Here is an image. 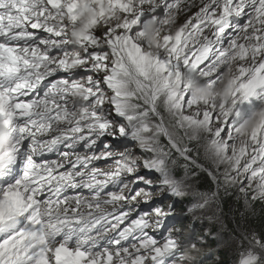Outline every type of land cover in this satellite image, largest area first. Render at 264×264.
Listing matches in <instances>:
<instances>
[{"label": "snow or ice", "instance_id": "obj_1", "mask_svg": "<svg viewBox=\"0 0 264 264\" xmlns=\"http://www.w3.org/2000/svg\"><path fill=\"white\" fill-rule=\"evenodd\" d=\"M188 196L264 212V0H0V264H185Z\"/></svg>", "mask_w": 264, "mask_h": 264}, {"label": "rangeland", "instance_id": "obj_2", "mask_svg": "<svg viewBox=\"0 0 264 264\" xmlns=\"http://www.w3.org/2000/svg\"><path fill=\"white\" fill-rule=\"evenodd\" d=\"M193 11L191 10L192 14ZM181 14L178 16L176 24L172 25L171 27L176 28L180 24L184 22V15ZM201 161L202 163H206L203 160V149L201 148ZM195 155V153H193ZM175 158V154H174ZM183 161H178L179 163H182ZM100 167H106V165H98ZM177 169L179 170V176L183 175V169L179 168L177 166ZM210 186V181L206 182L202 187ZM233 195L231 198L236 200V196L240 195L237 193L234 189L232 190ZM186 198H190V202L186 203V207L180 203L184 207V212H180L179 210L175 209L177 212L181 213V215L184 217V219L175 225L176 228L182 229L183 231L191 224L194 225V228L196 230V234L198 237L202 238L203 243L198 244V247L203 246L205 249V254L203 257H201L202 264H218V262H223V264H239V261L241 259V254L244 252L245 247L247 246V241L244 242V246H241L240 241L236 240L235 237L239 236L240 232L246 234L251 233L258 235V229L256 227L255 223H252L250 221V215L248 216L247 220H241L243 221V225L246 228V233L242 231L239 227V225L236 223V220L225 218L223 223L213 220H193L192 215L188 213V206L192 202V197L188 196L183 199V201L186 200ZM227 199V198H226ZM243 201V197L241 199ZM234 206V202H231ZM260 203H257L259 205ZM139 207H145V206H139ZM225 212H227L228 209H224ZM196 216L203 217L205 215H208V213H201L197 212L195 213ZM239 216H237V219ZM192 222V223H191ZM210 229V230H209ZM240 231V232H239ZM262 232V231H261ZM219 234V236H222L224 238L223 242H218L216 234ZM263 233V232H262ZM260 235V234H259ZM211 238V239H209ZM209 241H212L211 245H209ZM232 250V251H231ZM191 252V253H190ZM233 253V254H232ZM200 253L197 251V248L195 250H192L189 248L186 253V257L189 259H186L185 264H195V258H199Z\"/></svg>", "mask_w": 264, "mask_h": 264}, {"label": "trees", "instance_id": "obj_3", "mask_svg": "<svg viewBox=\"0 0 264 264\" xmlns=\"http://www.w3.org/2000/svg\"><path fill=\"white\" fill-rule=\"evenodd\" d=\"M175 174L179 178V170L177 168L175 170ZM187 202H190V198H186L185 201H182V204L186 207V203ZM231 202H234V204L236 205V207L237 208H240L242 210V208H243V201L242 200L237 201V200H235V199H233L231 197L225 199L224 209H228V206H229V204H231ZM255 207L257 209L256 212L249 214L251 216L250 217V221H252V223H255L256 224V227L259 230L258 231V235L260 234L261 236H264V212H261L260 211V208H261V205L260 204L259 205L256 204ZM176 209L179 210L180 212H184V207L181 204H178L176 206ZM235 220H236V223L239 225L240 229L246 233V228L243 225V221H241L242 219H240V218L237 219V217H236ZM191 227L194 228V225L191 224ZM219 234L220 233L216 234V236L219 235ZM209 239H211V238H209Z\"/></svg>", "mask_w": 264, "mask_h": 264}, {"label": "clouds", "instance_id": "obj_4", "mask_svg": "<svg viewBox=\"0 0 264 264\" xmlns=\"http://www.w3.org/2000/svg\"><path fill=\"white\" fill-rule=\"evenodd\" d=\"M220 90H221L220 88L217 89V91H220ZM257 123H258V118H255V117H254V118L248 120V121L246 122L245 126H244V134H248L249 132H251L252 129L256 126ZM192 231H193V228L191 227V225H189V226L184 230V232H185L186 234H188V235H191ZM212 243H214V242L209 241V245H211ZM196 248H197V251L200 253V255H199V258H195V257H194V259H195V264H202V261H201L200 258L204 256V254H205V249H204L203 246L198 247V244L196 245ZM218 264H223V262H222V261H221V262H218Z\"/></svg>", "mask_w": 264, "mask_h": 264}, {"label": "bare ground", "instance_id": "obj_5", "mask_svg": "<svg viewBox=\"0 0 264 264\" xmlns=\"http://www.w3.org/2000/svg\"><path fill=\"white\" fill-rule=\"evenodd\" d=\"M197 2H198V0H197ZM191 10L193 11V13H195V12L197 11V8L194 7V8H192ZM182 16H183V15H182ZM98 251H99V250H98ZM231 251H232V250H231ZM232 254H233V253H232Z\"/></svg>", "mask_w": 264, "mask_h": 264}, {"label": "water", "instance_id": "obj_6", "mask_svg": "<svg viewBox=\"0 0 264 264\" xmlns=\"http://www.w3.org/2000/svg\"><path fill=\"white\" fill-rule=\"evenodd\" d=\"M240 232V231H239ZM241 233V232H240Z\"/></svg>", "mask_w": 264, "mask_h": 264}]
</instances>
